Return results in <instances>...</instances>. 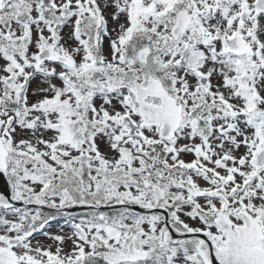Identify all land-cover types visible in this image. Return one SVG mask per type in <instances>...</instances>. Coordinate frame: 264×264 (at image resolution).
<instances>
[{"label": "snow or ice", "instance_id": "snow-or-ice-1", "mask_svg": "<svg viewBox=\"0 0 264 264\" xmlns=\"http://www.w3.org/2000/svg\"><path fill=\"white\" fill-rule=\"evenodd\" d=\"M0 264H264V0H0Z\"/></svg>", "mask_w": 264, "mask_h": 264}]
</instances>
